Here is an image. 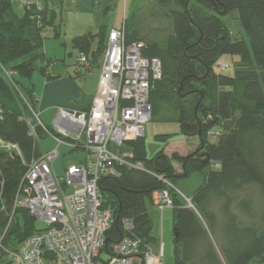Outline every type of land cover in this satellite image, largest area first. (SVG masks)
I'll use <instances>...</instances> for the list:
<instances>
[{
	"label": "trees",
	"instance_id": "obj_1",
	"mask_svg": "<svg viewBox=\"0 0 264 264\" xmlns=\"http://www.w3.org/2000/svg\"><path fill=\"white\" fill-rule=\"evenodd\" d=\"M154 4L162 15L161 32L144 37L139 18L126 19V43H142V56L161 62V77L151 81L152 120L177 122L186 139L196 138L200 145L186 156L160 151L148 159L144 138L128 143L133 160L144 169L121 167L120 177L100 181L104 205L114 215L108 243L130 237L140 242L142 251L150 248L156 238L148 202L154 204V194L166 191L174 210V264H264V0ZM233 12L243 31L239 38L224 22ZM53 18L48 3L40 12L33 7L20 18L13 0H0V143L19 149L0 148V202L9 210L0 233L6 230L2 247L9 251L38 232L29 211L13 210L28 165L43 154L40 143L48 137L42 130L36 139L31 136V103L16 78L30 79L39 63L41 73L51 78L43 31L54 25ZM58 31L54 30L56 36ZM107 33L102 26L96 34L74 38V46L89 60L97 40L90 57L97 61L103 58ZM225 56L236 57L232 75L221 72L219 60ZM26 91L35 108L33 85ZM209 136L216 143H210ZM194 172L204 173L205 181L191 197L190 208L176 181ZM125 221L132 223L128 233ZM4 249L0 248V263L10 264Z\"/></svg>",
	"mask_w": 264,
	"mask_h": 264
},
{
	"label": "built area",
	"instance_id": "obj_2",
	"mask_svg": "<svg viewBox=\"0 0 264 264\" xmlns=\"http://www.w3.org/2000/svg\"><path fill=\"white\" fill-rule=\"evenodd\" d=\"M25 6L34 7L35 12L43 10L38 0H26ZM142 50V43H126L125 28L111 30L97 93L88 110L59 107L54 126L48 127L29 107L31 136L36 139L40 129L58 146L30 162L13 210L29 211L45 222L47 229L36 232L14 251L5 250L10 264H164L162 249L158 253L150 248L142 251L134 238H121L109 245L113 210L104 205L99 189L102 178L120 177L121 167L144 169L133 160L128 143L145 137L146 125L152 120L151 81L161 77L162 68L158 59L144 58ZM78 63H87L86 56H81ZM220 69L227 70L228 65L222 64ZM6 75L13 76L9 72ZM61 146L84 154L78 163L65 167L64 177L54 170ZM0 148L19 153L16 145L0 143ZM181 196L193 208L192 199ZM156 198L161 211L172 208L166 191L158 192ZM123 225L126 233L132 230L130 221ZM5 234L0 233V248Z\"/></svg>",
	"mask_w": 264,
	"mask_h": 264
},
{
	"label": "rangeland",
	"instance_id": "obj_3",
	"mask_svg": "<svg viewBox=\"0 0 264 264\" xmlns=\"http://www.w3.org/2000/svg\"><path fill=\"white\" fill-rule=\"evenodd\" d=\"M25 11L30 9L25 6ZM41 6H44L43 2L49 4V8L52 14H55V19H52L53 26L46 27L43 31L44 46L43 52L48 58V74H51V70L55 68V71H59L60 74H64L67 69L74 71L79 70L80 67H85L87 63L80 64L78 59L81 57V53L74 46L73 40L77 36H83L89 33L90 27L96 23L97 16L92 14H87V12H82L77 10V6L68 0H38ZM63 1V3H62ZM98 2L99 0H93ZM110 7L105 9V18L108 27L115 25L118 30L124 28V21L127 19L131 21L134 17L139 18L140 25L145 29L144 37H153L161 32V13L158 12V8L154 4V0H109ZM106 6H104L105 8ZM45 8V7H44ZM43 16V15H42ZM51 16V15H50ZM49 16V17H50ZM103 16V17H104ZM224 22L227 28L230 30L234 37H241L243 31L241 25L238 21V14L233 12L224 18ZM122 24V26H121ZM59 30V36H56L54 30ZM94 33L96 30H93ZM58 35V34H57ZM108 39V37H107ZM107 43V41H106ZM98 47V41L92 44V51H95ZM105 49V44L103 46L102 53ZM84 56V55H82ZM87 58V57H86ZM236 61V57L225 56L219 60V64H228L231 69L221 71L225 75H232L233 64ZM102 63V62H101ZM37 69L32 74L30 79L26 78H16L20 84V89L25 95L26 99L31 103V108L36 110L32 106L31 98L28 96L29 93L26 91L28 87L38 85L39 82L44 78L41 73L42 64L37 65ZM101 66V65H100ZM219 72V69L216 68ZM47 74V73H46ZM35 96V93H34ZM35 98V97H34ZM36 101V98L34 99ZM39 114V113H38ZM58 114L57 111L54 114L50 112L45 116V124L49 126H54V121L56 120ZM218 130V129H217ZM220 130V129H219ZM167 141L159 140V137L169 136ZM210 143H216V138L213 136L208 137ZM146 143L147 157L148 159H153L157 153L164 151L166 154H187L189 149V143L186 137L182 134L180 125L177 122H164L160 120H151L146 125V133L144 137ZM58 146L53 138L47 137L40 143L41 150L47 152L53 150ZM60 156L54 162V170L57 176L64 177L65 167L74 165L78 163L83 158L82 152L72 151L69 147L61 146L59 147ZM48 153V152H47ZM191 154V153H190ZM205 176L204 173L194 172L188 178L179 179L176 181V189L181 195L185 197H193L194 193L204 185ZM101 193V192H100ZM157 194V193H155ZM154 194V201H155ZM102 195V194H101ZM103 197V196H102ZM183 198V197H182ZM160 201V200H159ZM107 207V206H106ZM149 212L152 217L153 230L152 234L155 236L156 241L151 244L150 249L154 253H158L160 249L163 251V263L164 264H174V210L171 207H165L163 211L155 207L150 201L148 202ZM9 210L4 207L3 203L0 202V231L6 225V219L8 217ZM26 221L30 218L25 217ZM114 220V215H113ZM31 223L33 221L31 220ZM9 225V224H8ZM7 225V228H8ZM34 228L37 231H43L47 229V224L39 219L34 220ZM6 231V230H5ZM1 232V236L5 234ZM3 249V248H1ZM5 250V249H4ZM1 255V254H0ZM0 260L1 256H0ZM4 264V263H0ZM138 264V263H134Z\"/></svg>",
	"mask_w": 264,
	"mask_h": 264
},
{
	"label": "crops",
	"instance_id": "obj_4",
	"mask_svg": "<svg viewBox=\"0 0 264 264\" xmlns=\"http://www.w3.org/2000/svg\"><path fill=\"white\" fill-rule=\"evenodd\" d=\"M68 1L75 4L78 11L81 10L82 12H87V14H92L98 17L96 23L90 27L89 33L96 34L102 26H105L108 30V36L111 30L117 29L115 25L109 28L104 16L105 9L110 7L109 0H99L98 2L93 0ZM43 3L45 7L46 2ZM104 6L106 7L104 8ZM13 9L17 16L20 18L23 17L26 13L24 0H13ZM94 29L96 30L95 33L93 31ZM101 62L102 58L96 61V59H91L89 57V63L85 67H80L79 70H74L72 72L67 69L64 74H60L59 71L54 72L55 68H53V71L51 70L50 79H46L44 76L38 85L33 86L36 98V110L40 114V118L44 123L45 121L43 118H45L49 112L50 114H54L59 107L77 111H85L90 108L98 89ZM188 143V153L182 156L193 153L200 145L199 140L196 138L188 141ZM50 151L52 150L47 152ZM42 152L47 153L43 150ZM167 155L171 157V155ZM174 166L177 170H182L181 165L178 163H174ZM158 203L159 200L156 198L155 194L153 205L159 208Z\"/></svg>",
	"mask_w": 264,
	"mask_h": 264
},
{
	"label": "bare ground",
	"instance_id": "obj_5",
	"mask_svg": "<svg viewBox=\"0 0 264 264\" xmlns=\"http://www.w3.org/2000/svg\"><path fill=\"white\" fill-rule=\"evenodd\" d=\"M43 8H44V6H43ZM127 20H125V22H126ZM28 118H29V116H28ZM40 130V129H39ZM170 186H172L171 184H169Z\"/></svg>",
	"mask_w": 264,
	"mask_h": 264
},
{
	"label": "water",
	"instance_id": "obj_6",
	"mask_svg": "<svg viewBox=\"0 0 264 264\" xmlns=\"http://www.w3.org/2000/svg\"><path fill=\"white\" fill-rule=\"evenodd\" d=\"M109 240H107V242H108Z\"/></svg>",
	"mask_w": 264,
	"mask_h": 264
}]
</instances>
